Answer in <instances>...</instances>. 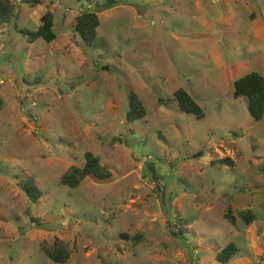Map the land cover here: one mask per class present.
<instances>
[{
    "label": "rangeland",
    "instance_id": "1",
    "mask_svg": "<svg viewBox=\"0 0 264 264\" xmlns=\"http://www.w3.org/2000/svg\"><path fill=\"white\" fill-rule=\"evenodd\" d=\"M117 1L102 11L106 0H11L0 26V264H57L44 253L56 242L70 251L64 264H220L230 243L229 264H264V118L233 97L236 80L264 76V0ZM47 11L57 39L31 44L22 32ZM83 12L100 19L98 48L75 33ZM181 88L205 119L179 110ZM131 93L147 111L134 123ZM87 153L112 177L61 186ZM30 180L36 203L19 186Z\"/></svg>",
    "mask_w": 264,
    "mask_h": 264
},
{
    "label": "trees",
    "instance_id": "2",
    "mask_svg": "<svg viewBox=\"0 0 264 264\" xmlns=\"http://www.w3.org/2000/svg\"><path fill=\"white\" fill-rule=\"evenodd\" d=\"M45 0H19V3L26 7L35 8L43 5ZM118 4L117 0H106L102 6L103 10L114 8ZM101 11V10H100ZM15 15V5L11 0H0V26L9 24ZM75 33L83 39V41L93 47L98 48L97 38L101 28V22L96 13L83 12L76 17ZM41 25L33 33L22 32L28 36L29 42L32 44L37 39H42L46 43H52L57 39V34L54 31L55 14L47 11L40 18ZM233 97L238 100L245 98L248 101V111L250 116L260 121L264 118V76L258 72H251L234 83ZM175 101L181 112L194 115L198 120H203L206 117L204 109L201 105L183 88L178 89L174 94ZM2 100L0 99V107ZM147 111L142 100L135 93L130 94V110L127 114V121L134 123L143 119ZM229 159L221 160V164H230ZM94 177L98 180L105 181L112 177L110 169L102 164L99 156L93 153L85 155V163L82 167L72 166L60 179L61 186L76 189L87 178ZM22 191L29 199L36 203L43 195V192L38 189L33 180L19 183ZM240 217L250 225L256 220V215L252 211H244L240 213ZM225 218L232 224H236V218L227 214ZM185 222V221H184ZM183 234L184 230H180ZM45 255L57 264H64L70 258V251L62 242H56L50 248L44 249ZM239 256L238 247L234 243H230L219 251L216 260L220 264H229Z\"/></svg>",
    "mask_w": 264,
    "mask_h": 264
}]
</instances>
